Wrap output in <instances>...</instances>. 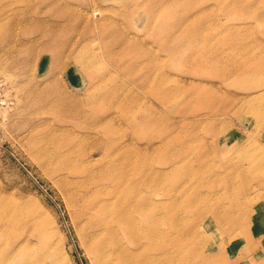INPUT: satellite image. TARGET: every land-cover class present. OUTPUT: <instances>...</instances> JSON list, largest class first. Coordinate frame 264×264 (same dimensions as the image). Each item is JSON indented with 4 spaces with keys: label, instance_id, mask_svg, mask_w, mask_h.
Here are the masks:
<instances>
[{
    "label": "rangeland",
    "instance_id": "374dc122",
    "mask_svg": "<svg viewBox=\"0 0 264 264\" xmlns=\"http://www.w3.org/2000/svg\"><path fill=\"white\" fill-rule=\"evenodd\" d=\"M263 82L264 0H0V264H95L66 188L27 149L44 133L65 165L110 141L129 156V194L161 200L183 193L177 174L146 180L181 146L182 198H246L264 246ZM219 226L205 248L227 239Z\"/></svg>",
    "mask_w": 264,
    "mask_h": 264
},
{
    "label": "bare ground",
    "instance_id": "6f19581e",
    "mask_svg": "<svg viewBox=\"0 0 264 264\" xmlns=\"http://www.w3.org/2000/svg\"><path fill=\"white\" fill-rule=\"evenodd\" d=\"M170 28L173 26H165L162 30L165 32ZM192 94L198 97L199 89ZM215 113L225 114L226 110H216ZM52 141L53 134L44 133L32 138L27 149L33 160L66 188L69 199L85 222L87 244L95 264H223L227 258L224 253L240 245L241 240L244 244L239 250L240 255L233 258V264H256L257 257L264 256V246L261 243L259 246L256 240L255 244L252 238L253 221L249 215L253 212L246 198L241 202L216 203L215 206L205 203L197 193L192 198H182L188 175L182 170L184 156L181 146L172 147L164 154L162 164L166 165L165 170L155 171L148 180L143 178V182L146 180L152 184L157 177L177 174L174 184L177 188L180 186L183 193L177 199L172 192L163 191L164 196L159 200L138 196L135 191L129 194V156L118 152L111 154L109 150L113 144L110 141H98L93 146L95 150L88 151L70 165L64 164L68 154L57 147H49ZM229 142L231 140L224 141L222 147L228 146ZM235 142L231 144L234 147ZM102 150L103 154L99 155ZM205 154L200 149L195 153L198 160ZM223 181L231 182L230 175ZM243 191L245 193V189ZM155 194L159 195V191ZM184 208H189L194 216L187 224L180 214ZM164 224L173 231H166ZM6 226L7 222L3 221L0 229ZM218 226L225 231L227 239H219L217 244L211 243L205 248V237L215 232ZM119 233L126 235L125 242ZM12 257L19 259L16 252ZM18 263L25 264V261L20 259Z\"/></svg>",
    "mask_w": 264,
    "mask_h": 264
}]
</instances>
